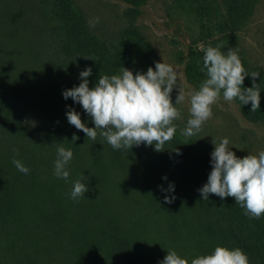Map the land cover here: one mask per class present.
Listing matches in <instances>:
<instances>
[{"label":"trees","instance_id":"obj_1","mask_svg":"<svg viewBox=\"0 0 264 264\" xmlns=\"http://www.w3.org/2000/svg\"><path fill=\"white\" fill-rule=\"evenodd\" d=\"M119 1L127 25L99 34L74 0H0V118L23 161L0 176V238L48 264H264V187L246 199L213 145L176 132L137 24L146 0ZM258 2L173 9L195 25L185 75L198 96L264 124V69L241 37ZM21 109L38 117V142ZM23 216L39 231L14 233Z\"/></svg>","mask_w":264,"mask_h":264},{"label":"rangeland","instance_id":"obj_2","mask_svg":"<svg viewBox=\"0 0 264 264\" xmlns=\"http://www.w3.org/2000/svg\"><path fill=\"white\" fill-rule=\"evenodd\" d=\"M176 1L146 0L137 21L151 44L163 78L169 84V108L175 130L182 137L193 134L213 145L220 152L225 166L234 170L244 197L252 198L255 186L264 187V124L249 122L229 97L207 94L200 98L187 81L186 53L195 25L187 17L175 13L173 6ZM74 2L95 33L117 34L116 30L128 23L125 18L128 6L119 0ZM241 37L249 62L264 69V0H259ZM12 113L16 114V111L12 109ZM24 113L21 109L16 117L26 123L30 137L38 142V117L30 115L25 119ZM9 132L2 126L0 118V163L4 165L0 167V176L5 179L11 177L12 171L8 169L11 163L15 167H22L23 163L18 145L14 143L12 132ZM22 219V226L13 230L14 233L39 231L34 217L23 216ZM18 239L19 251L26 249L19 236ZM11 242L15 244L17 241ZM8 244L5 238H0V263L4 259L7 264H48L43 262L47 261L46 253L13 257L15 252L6 247Z\"/></svg>","mask_w":264,"mask_h":264}]
</instances>
